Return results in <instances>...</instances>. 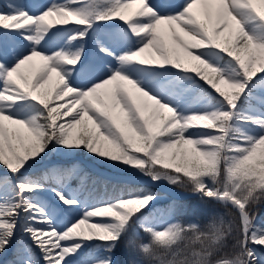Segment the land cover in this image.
<instances>
[{"label": "snow or ice", "instance_id": "6c2138e0", "mask_svg": "<svg viewBox=\"0 0 264 264\" xmlns=\"http://www.w3.org/2000/svg\"><path fill=\"white\" fill-rule=\"evenodd\" d=\"M261 204L264 0L0 7V264H264Z\"/></svg>", "mask_w": 264, "mask_h": 264}, {"label": "trees", "instance_id": "16d2710c", "mask_svg": "<svg viewBox=\"0 0 264 264\" xmlns=\"http://www.w3.org/2000/svg\"><path fill=\"white\" fill-rule=\"evenodd\" d=\"M53 157H55V156H53ZM83 157L88 159V157H86V156H83ZM77 159L80 160V162L84 166L85 170L91 174V177H97L99 179V182L95 185V188L100 193H102L105 190V183L104 182H107V188H108L109 191H111L113 184L123 181V180H119V179L108 178V177L100 174L96 170H93L92 168H90L85 163V161L81 160L78 157H77ZM94 162H96L97 164H99L102 167H106L108 169H111V170H114V171H117V172H122V170L113 168V167H111L108 164L100 163V162H97V161H94ZM91 177H90V179L88 181V186L89 187H92ZM77 182L78 181L74 180V181H72V184L74 185ZM172 198H179L182 202H186L187 203V205H188V215L192 216L193 218H196L197 216L200 215V210L197 207L198 201L196 200V198L194 196L188 195V196H183V197H177V196H173V195L169 194V199H172ZM259 215H260V217H264V204H261V206L259 207ZM117 257L119 259H123V256L121 255V250L120 249L117 250Z\"/></svg>", "mask_w": 264, "mask_h": 264}, {"label": "rangeland", "instance_id": "374dc122", "mask_svg": "<svg viewBox=\"0 0 264 264\" xmlns=\"http://www.w3.org/2000/svg\"><path fill=\"white\" fill-rule=\"evenodd\" d=\"M9 2V0H0V7L6 5L7 3ZM23 2L25 3L26 6H28L30 9H37V8H40L41 6L47 4L49 2V0H23ZM153 2H156V0H153ZM89 49L91 48V43H89V45L87 46ZM78 158H80L81 160L85 161V163L92 169L96 170L97 172L103 174L104 176H107V177H110V175L106 174L105 172H103L101 169H99V167L95 166L94 164L90 163V161L88 159H84L81 156H78ZM60 158L55 156V157H52V161L53 162H57ZM109 170V169H108ZM113 171V170H111ZM115 173H118L117 175H122V179H132L131 176H129L128 174H125V173H120V172H116L114 171ZM111 178H115V177H111ZM116 179H120V178H116ZM78 183L77 182L76 184L73 185V187H77L78 186ZM169 193V192H168ZM171 194V193H169ZM172 195V194H171ZM188 196V195H187ZM49 198L50 197V194H49ZM10 258V256H7V257H0V261H6Z\"/></svg>", "mask_w": 264, "mask_h": 264}, {"label": "bare ground", "instance_id": "6f19581e", "mask_svg": "<svg viewBox=\"0 0 264 264\" xmlns=\"http://www.w3.org/2000/svg\"><path fill=\"white\" fill-rule=\"evenodd\" d=\"M90 163L94 164L95 166L99 167V169H101L103 172H105L106 174L110 175V177H115V178H122V175H117L118 173H115L114 171L108 170L105 167H101L100 165H98L96 162L94 161H90ZM128 179V178H127ZM170 191V193L174 194V195H184L185 191L179 189V188H169L168 189Z\"/></svg>", "mask_w": 264, "mask_h": 264}, {"label": "water", "instance_id": "95a60500", "mask_svg": "<svg viewBox=\"0 0 264 264\" xmlns=\"http://www.w3.org/2000/svg\"><path fill=\"white\" fill-rule=\"evenodd\" d=\"M167 192H170L168 189H167ZM186 195H189L187 192H185V194H184V196H186ZM182 196V195H181Z\"/></svg>", "mask_w": 264, "mask_h": 264}]
</instances>
